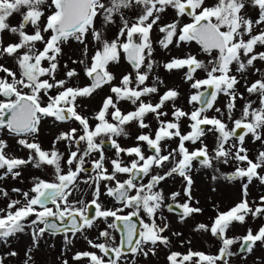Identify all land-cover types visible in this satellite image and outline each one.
<instances>
[{
    "label": "snow or ice",
    "instance_id": "obj_1",
    "mask_svg": "<svg viewBox=\"0 0 264 264\" xmlns=\"http://www.w3.org/2000/svg\"><path fill=\"white\" fill-rule=\"evenodd\" d=\"M133 6L139 11L134 13L135 19L130 23L124 16V10ZM168 8L174 9L177 17H191L192 22L184 23L182 27L179 20L162 24L159 31L164 33V37L159 40L160 46L168 48L174 38L177 45L195 41L202 52L212 57L205 63L195 55L188 54L182 58L173 57L163 65L168 71L187 69L185 79L192 81L191 87L197 90L190 96L188 103L200 105L191 112L173 105L171 121L161 119L167 113L160 109L166 102L177 98L179 93L176 90L168 89L159 96V101L155 104L146 103L142 99L149 94H158L157 86L144 85L155 64L151 59V31ZM14 13L21 17L18 26H12L8 22ZM116 17L121 22L118 33L114 39H108L104 31L97 27L96 21L99 19L101 26H107L115 23ZM27 25H31L34 31H25ZM5 31L18 35L19 42L5 44L0 39V57L13 58L17 66V71H13L0 64V73H3L0 76V97L3 98L0 99V129L18 137L16 142L29 150V156L22 159L7 154L8 142L0 138V170H4L0 180L8 176L17 179L20 176L18 169L27 164L36 168L51 166L54 179L34 177L29 191L12 189L23 199H9L5 207H0V243H7L10 237L24 232L26 228L32 230L33 244L45 232L52 235L64 233L66 242H70L68 233L75 236L94 227L101 219L107 221L112 218L107 228L121 232L119 243H108V240L114 242L116 238L108 230H101L99 236L105 238V242H87L102 255L88 251L77 252L73 260L89 258L90 264H120L121 259L128 254L132 257L143 255L145 258L149 253L155 255L156 245L169 244V238L164 235L169 225L163 223L161 226L157 223L158 213L166 206L169 212L179 216L181 222L193 214L201 213V208L191 204L190 170L193 161H199L203 167H212L215 160L225 164L236 162L235 171L228 178L242 182L244 198L227 211H217L210 225L199 223L195 227L196 231H210L221 241L218 254L207 255L191 250L187 254L171 252L167 257L169 264H230L229 258L235 255L231 246L237 240L242 241L240 249L245 253H251L256 242L264 244V225L255 233L249 228L242 237L226 236L233 222L243 224L248 215L253 218L264 215V195L259 197V203L255 206L250 205L247 200L249 184L253 180L264 185V175H261V170H264V77L251 83L246 77L248 70L255 66V61H264V51H256L258 46L264 47V0H215L210 5L206 4V0H0V33ZM89 33L96 43L90 61L87 58ZM69 41H76L84 46L85 58L74 60L73 63L84 65L83 71L91 80L90 85H68V80L77 76L75 69L66 71L68 79L56 78L62 45ZM38 43L42 48L37 47ZM121 51L132 66L134 79L131 73L125 74L119 86H111L110 90L115 94L116 101L112 96L104 99L95 114L97 123L92 127L88 117L77 110V100L90 97L95 90L115 79L107 66L119 62ZM214 52L216 55H213ZM233 65L240 74L239 78L232 74ZM197 70H204L206 78L194 79L193 74ZM256 71L259 72L260 69ZM241 79H244L247 93L257 96L259 107H254L253 102L248 100L243 105L240 118L233 120L232 112L237 97L244 99L237 87ZM156 80L163 83L159 77ZM133 83L136 87H131ZM202 87L204 91H200ZM209 87L212 89L210 93L207 92ZM53 89L56 90L55 94L52 93ZM219 93L229 98L226 107L228 118L234 125L231 129L221 118L205 114L214 107ZM120 100H128L137 107L124 114L117 107ZM215 111L220 113L221 110L217 108ZM148 113H154L159 122L155 136L153 138L149 134H140L136 139L146 143L152 154L145 155L140 146L122 148L115 137L127 136L124 126L132 121H137L140 128H148L149 125L144 123V117ZM109 115L111 121L108 119ZM43 117H52L61 122L74 120L79 123L81 134H77L76 128L61 132L53 141L52 149L46 151L34 139L31 142L27 139L38 135ZM181 118H187L191 122L187 133L181 132ZM206 126H210L207 131L215 135V146L211 149L202 140ZM238 129L242 130L240 134L237 133ZM249 134L254 142H261V150L254 160L249 158L248 149L244 147L245 138ZM101 137L106 138L115 149L117 158L111 160V173L104 166L102 146L105 140L97 142ZM174 138L179 140L177 147L164 154L161 142ZM233 140L238 143L233 142L229 147V142ZM60 141L76 144V150H70L66 159L56 149V143ZM186 142H200V146L189 150ZM81 143L85 145L83 149L80 148ZM93 153L100 155L91 162L94 175L85 181L93 185L92 199L70 202L69 198L77 187L81 173L87 171L84 167L85 157ZM122 153L134 156L135 159L130 164H125L119 159ZM168 162L171 167L163 171V174H153L154 169H164ZM62 163L67 165L66 170ZM118 173L127 174L128 178L118 180ZM174 174L186 182L183 192L187 199L179 203L177 197L180 193L173 192L170 196L172 203L166 204L163 190L158 186ZM144 178H147V183H137ZM245 178L247 183H243ZM103 181L115 182L114 185H104L105 194L122 207L106 208L101 203ZM0 194L8 197V192L2 187ZM89 205L94 207V215H89ZM124 209L131 211L123 214ZM133 217L139 218V226ZM163 220L161 217L162 222ZM174 235L179 236L180 233ZM149 244L154 247L147 248ZM7 255L16 256L17 253L10 251ZM30 259L29 256L24 264H29ZM0 264H4L2 257ZM64 264H68V261H64Z\"/></svg>",
    "mask_w": 264,
    "mask_h": 264
},
{
    "label": "rangeland",
    "instance_id": "obj_2",
    "mask_svg": "<svg viewBox=\"0 0 264 264\" xmlns=\"http://www.w3.org/2000/svg\"><path fill=\"white\" fill-rule=\"evenodd\" d=\"M215 0H206V4L210 5L214 3ZM139 9L129 8L124 10V16L131 23L135 19L134 13H138ZM189 16L185 15L182 17H177L175 10L172 8H168L165 10L163 14H161L160 21L153 26L151 31V40L153 46V53L151 59L155 61L152 71L149 73V79L145 81L144 86H157L158 94L153 93L148 96L142 97L144 102H151L153 104L159 101V96L162 95L168 89L176 90L179 95L174 101H168L165 105L160 109V111L167 113L166 116L162 118H170L171 121L173 105L175 107H179L185 112H190V110H194L196 108V103L189 104L188 100L192 94H194L197 90L191 87L192 81H188L185 79V73L187 72L186 68L184 69H174L172 71H168L163 67V65L171 60L173 57L182 58L188 54L195 55L198 59L203 60L207 63L211 56L201 51V47L190 42H181L179 45L175 42L176 38L172 44L168 46V48H163L159 44V40L164 37V33L159 31V28L162 24H169L175 20L180 21V26L182 27L184 23H187ZM21 17L19 14L14 13L11 17H9L8 22L12 26H18ZM119 17H116V22L107 25L101 26V21L97 19L96 25L100 27L102 31H104L106 38L114 39L118 33L120 26ZM25 31L31 33L34 31L31 25H27ZM0 39L3 40L5 44L7 43H15L19 42L18 35L12 34L8 31L0 33ZM125 38H122V40ZM138 42V37L136 38ZM191 43V45H190ZM87 45H88V53L87 58L90 61L91 55L94 54V50L96 48V43L93 41L91 33L87 36ZM38 48H42V45L37 44ZM83 45H80L76 41H69L68 43L62 45V55L59 57V67L56 73L57 79H68L65 75L66 71L69 69H75L77 72V76L68 80L69 86H78L84 87L86 85H90V79L85 75L83 71L84 65L80 63H73L74 60L84 59L83 55ZM256 51H264V47L258 46ZM123 51L120 52V60L118 63H110L107 66V70L111 72L115 79L110 84H105L101 88L95 90L90 97H82L78 98V111L81 115L88 117L90 125L92 127L95 126L97 121L95 120V114L99 111L100 107L103 104V101L106 97L112 96L113 100L116 101L115 94L111 92V86H119L120 80L123 75L131 73L134 79L135 73L132 68L128 65V63L123 58ZM213 55H216L214 52ZM0 64L11 68L13 71H17V66L13 58L10 57H0ZM66 65V67H65ZM254 67L250 68L246 73V77L249 83L253 82L256 79L264 77V61H255ZM45 66H47V62H45ZM236 66H232V74L237 75L238 78L240 76L239 73L235 71ZM256 69H260L259 72ZM145 71L147 69L145 68ZM3 73H0L2 76ZM194 79H204L206 78V72L204 70H197L196 73L193 74ZM156 77H159L160 81L163 83H158ZM131 87H136L135 83L131 85ZM238 92L243 94L244 99H240L239 96L235 101V108L232 112V117L234 119L240 118L241 111L244 103L248 100L253 102L254 107H259V101L257 96L249 95L244 86V79H241L240 84L237 86ZM55 89L52 90V93L55 94ZM0 99H3L0 97ZM228 97L219 93L216 101L214 103V107L208 110L205 114L209 117L217 116L221 118L231 129L233 125V121L228 118L227 111V103ZM117 107L120 108L121 112L127 114L129 111H134L137 105H133L128 100H120L117 102ZM219 108L221 111L217 113L215 109ZM111 111V110H110ZM109 121H111L110 115L108 116ZM144 120H148V128H140L137 121L129 122L124 126L125 131L127 132V136H119L115 137L117 142L120 144L122 148H129L140 146L145 155H149V152L145 149V143L137 141L136 137L142 133L148 132L153 138L155 136V131L157 125L159 123L156 122V117L154 113H148ZM155 124V126H154ZM157 124V125H156ZM204 137H202L203 143L207 144L209 148H213L215 146V135L212 132L207 131ZM76 128L78 130L77 134H81L79 129L80 125L78 122L74 120L68 121H56L52 117H43L41 119V123L39 125V133L35 137H27L31 142L33 139L35 142L39 143L42 149L46 151H50L53 147V141L61 132H68L70 129ZM154 135V136H153ZM0 138L5 139L8 142V148L6 153L22 159H27L29 156V150L20 146L16 141L18 137H15L6 130L0 129ZM104 137L98 138L97 142ZM238 141H230L229 147L231 144ZM162 148L165 146L176 145V138L171 140H164L161 142ZM200 146V142L196 144L191 143V150H195ZM85 145L83 143L80 144V148L83 149ZM103 147V146H102ZM244 147L248 149L249 158L255 159L258 151L261 150V142H254L251 135L249 134L245 138ZM56 149L64 155L66 159L69 151L76 150V144L70 143L69 141H60L56 143ZM103 153L105 156L104 166L108 170L109 173L112 171L111 160L116 159L115 149L114 148H105L103 147ZM99 153H93L88 157H85L84 167L87 169L86 172L81 173L76 189L72 192L71 197L69 198L70 202H75L77 200L90 201L92 199V191L93 185L91 183H85L94 175V172L91 167L92 160L99 158ZM123 161V163L128 164L131 163L132 159H135L134 156H128L127 154L122 153L119 157ZM236 162L230 161L225 164L222 161H213L212 167H203L198 161H193L192 172L194 176L192 177V206L199 207L202 209L201 213L193 214L191 216L192 220H196L198 222L205 221L207 217L212 216L215 210H223L227 211L231 207H233L236 203L240 202L244 196L242 192V182L238 179H229L224 177V172L226 171H235ZM62 167L67 169V165L62 163ZM4 170H0V175H3ZM18 171H20V176L17 179H13L11 176H8L2 180H0V187L4 188L8 192V197H4L0 194V207L6 206V203L9 199L22 200L23 197L17 193L13 192L12 189L19 188L21 192L29 191L32 187L33 178L40 177L46 180L54 179L53 176V168L51 166L43 165L41 168L33 167L32 164H27L21 166ZM261 175H264V170H261ZM215 177V178H214ZM117 179L123 181V175L117 174ZM113 182L103 181L101 182V203L108 208H118L122 207L121 204L116 205L112 202L111 197L105 194L104 185L113 184ZM243 183H247V180L243 181ZM264 195V185L260 184L258 180H253L251 184H249L247 200L250 205L255 206V204L259 203V197ZM115 205V206H114ZM79 206V205H78ZM114 206V207H113ZM125 210V209H124ZM161 211H165L163 207ZM112 222V218H108L107 221L99 220L95 223V226L88 229L86 232L77 233L73 236L71 233H68V241L65 240V234L59 233L56 235H50L45 232L36 244H33L32 240V230L31 228H26L24 232L17 233L15 236L10 237L7 243H0V257L4 259V264H24V261L31 257L29 264H64V261H68V264H89V258H82L80 261L73 260V256L77 252H95L97 255H102L98 249L92 248L88 244V240H92L93 242H105V238L99 236V232L101 230H108L112 236L116 239L113 242L112 240H108V243H118V234L115 229L107 228V225ZM172 228H176L175 223L169 224ZM189 224H185L183 226L187 227L182 230L179 236L175 235L173 239V246L171 249L159 247V245L155 246V255L149 253V255L145 258L143 255H137L136 257H132L131 254H128L125 258H122L120 264H125V260H127V264H169V261L166 257L169 252H179L181 254H187L189 250L194 251V247L201 248V244L192 243L191 233L188 229ZM264 225V215L253 218L251 215L246 217V220L243 224L239 222H233L230 228H237L236 231H247L251 228L254 232L257 228H260ZM170 226V227H171ZM234 229H232L233 231ZM196 231V230H191ZM187 235L190 237L187 238ZM87 237V239H85ZM189 240V243H186ZM148 247H154L152 245H148ZM147 247V248H148ZM173 249V251H172ZM175 249V250H174ZM10 251H15L17 253L16 256H8L7 253ZM245 256H243L244 258ZM247 258L255 261V264H264V248L261 246L260 242H257ZM246 259V258H245ZM235 263H241L242 261H233ZM191 264V262H188Z\"/></svg>",
    "mask_w": 264,
    "mask_h": 264
},
{
    "label": "flooded vegetation",
    "instance_id": "obj_3",
    "mask_svg": "<svg viewBox=\"0 0 264 264\" xmlns=\"http://www.w3.org/2000/svg\"><path fill=\"white\" fill-rule=\"evenodd\" d=\"M191 22H192V18L189 17L187 23H191ZM192 43L198 45L195 41H192ZM190 45H191V43H190ZM198 46H200V45H198ZM122 54H123V58H124V53L122 52ZM124 60L126 61L125 58H124ZM128 65L130 66V68H132V66L129 63H128ZM196 107H197V104H196ZM190 112H191V110H190ZM161 119L165 120V121H169L168 119H170V118H162L161 117ZM156 122L159 123L157 120H156ZM144 123L148 124V120H144ZM190 123L191 122L187 118H181V120H180V128H181V132L182 133H187L188 131H190V128L188 127ZM154 126H155V124H154ZM233 126L234 125H232L231 128ZM155 127L157 129L159 127V125H157ZM241 132H242V130L239 131L238 134H240ZM142 134H148V132L145 131V133H142ZM178 143H179V140H178V138H176V145L165 146L163 148L164 154H167L169 151H171V149L176 148ZM103 147L111 148L112 146L109 143V145L107 147L106 146H103ZM186 147L189 150H191V142H186ZM145 149L149 152V155L152 154L150 152V150L148 149L146 143H145ZM198 163H199V161H198ZM128 164H130V163H128ZM168 167H171V163L170 162H168L166 164L164 169H154L153 170V174H155L157 172H159L160 174H163V171L167 170ZM192 169H194L193 166H192V168L190 170V175L194 176V174H196V173L194 172V170L192 172ZM227 172L232 173L234 171H226V172H224V177L225 178H228L226 176ZM122 175H123V180L128 178L127 174H122ZM140 182L147 183V178H144L143 181H137V183H140ZM158 187H159V189L163 190V194L165 196L166 204L172 203V201L170 200V196H171V193H173V192H179L180 193V195L177 197V202L183 203L184 200L187 199V197H185L184 192H183V189L186 187V182L179 175L174 174L173 176L169 177L165 181H162L161 184ZM191 191H192V188H191ZM111 200L116 205L119 204L112 197H111ZM1 207H2V205H1ZM108 207H110V206H108ZM108 207L106 206V208H108ZM164 208H165V211H161L160 210V212L158 213L157 223L161 224V226H163V223H167L168 225L171 224V223H175L177 227L176 228H172V226L169 225V228L164 233V235L169 238V244L168 245H159L158 244L159 247H164V248L171 249L172 246H173L172 242H173V239H174V236H175L174 233H181L184 228H187V227L183 226V225H185L187 223V224H189L188 225L189 232L192 234L191 235L192 243L201 244V248H199V247H194L193 248L194 252H204L207 255H216V254H218V250H219V248L221 246V241L217 237L213 236L210 231L205 232V231H191V230H195L196 225L199 224V223H205V224L210 225L212 220L215 218V216L217 214V211L223 212V210H215L213 212L214 214L212 216L207 217V219L205 221H202V222H198L197 219L196 220H192L191 217H189V218L185 219L183 222H181L178 215H176L174 212H169L166 206ZM129 211H131V209H125L123 214H127ZM161 217L164 218L163 222L161 221ZM136 219L138 221V226H139V218L136 217ZM145 219H147V218L145 217ZM40 226L42 227V225H40ZM232 229H234V230L232 231ZM236 229L237 228H235V227H233V228L229 227V229L226 232V236L229 237V238H237V237H242L243 235H245L247 233V231H236ZM258 229L259 228L254 230L253 233L258 231ZM116 232L118 234V231H116ZM46 233H48V232H46ZM48 234H50V233H48ZM50 235H52V234H50ZM189 237L190 236L187 235V238H189ZM241 242L242 241L237 240V242L234 245L231 246V251H233L235 253V255L229 258L230 264H255V261H252L251 259L247 258V256L250 255L251 253H245V252L241 251V249H240V243ZM186 243H189V240H187ZM260 244L264 248V246L262 245L261 242H260ZM147 247H148V245H147ZM172 251H173V249H172ZM175 252H176V250H175ZM170 253L171 252L167 253L166 257H168V255ZM243 256H245V257L243 258ZM105 259H107V258H105ZM195 259L196 258H194V260ZM233 261H242V262L241 263H235ZM146 264H149V263H146Z\"/></svg>",
    "mask_w": 264,
    "mask_h": 264
},
{
    "label": "water",
    "instance_id": "obj_4",
    "mask_svg": "<svg viewBox=\"0 0 264 264\" xmlns=\"http://www.w3.org/2000/svg\"><path fill=\"white\" fill-rule=\"evenodd\" d=\"M124 58L126 59V61L128 62V60H127V57H126V55L124 54ZM129 63V62H128ZM130 64V63H129ZM131 65V64H130ZM90 82H91V80H90ZM205 89H204V87H202L201 89H200V91H204ZM211 88L209 87L208 89H207V92L208 93H210L211 92ZM197 107H200V105L199 104H197ZM239 131H241L240 129H238L237 130V133L239 132ZM104 140H105V143L103 144V146H108L109 145V142L107 141V139L106 138H103ZM231 173L230 172H227L226 173V176L227 177H229V175H230ZM94 207L93 206H91V205H89V215H94ZM133 220L137 223V225H138V221H137V219H136V217H133ZM118 224H119V222H117ZM120 227L122 228V225H120ZM120 236H121V232H119L118 231V243H119V240H120ZM263 246H264V244H262Z\"/></svg>",
    "mask_w": 264,
    "mask_h": 264
}]
</instances>
